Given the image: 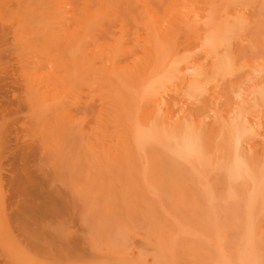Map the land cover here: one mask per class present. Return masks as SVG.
<instances>
[{
	"label": "bare ground",
	"instance_id": "6f19581e",
	"mask_svg": "<svg viewBox=\"0 0 264 264\" xmlns=\"http://www.w3.org/2000/svg\"><path fill=\"white\" fill-rule=\"evenodd\" d=\"M78 1L71 60L98 100L92 139L103 146L102 153L93 147L90 168L79 174L82 184L134 185L168 205L160 208V220L148 214L157 227L151 223L145 231L151 237L146 247L130 256L110 236L102 263L264 264V0ZM10 110L0 102L1 116ZM61 134L62 151L81 147ZM24 151H16L14 161ZM66 153L65 165L72 157ZM75 169L77 176L82 167ZM17 170L6 174L15 193L25 186ZM34 202L20 207L18 201L12 220L2 210V228L21 229L25 248L42 245L60 258L85 254V240L67 233L27 239L26 230L43 224L46 213Z\"/></svg>",
	"mask_w": 264,
	"mask_h": 264
},
{
	"label": "rangeland",
	"instance_id": "374dc122",
	"mask_svg": "<svg viewBox=\"0 0 264 264\" xmlns=\"http://www.w3.org/2000/svg\"><path fill=\"white\" fill-rule=\"evenodd\" d=\"M3 1L0 2V33L3 32L2 34L5 36L2 37V41L0 40V43L3 42L0 44V82L5 81V85L7 84L9 88L6 85L8 93L5 92L6 89L3 94V91H0V102L8 110L11 108L13 110L2 115L5 119L0 115L2 118H0V169L5 168L7 170L4 169L3 174H0L3 175L0 177V182L5 181L0 183V185L4 184V186H0V264H103L101 256L106 253L107 242L111 237H114L115 242L118 240L116 243L118 245L121 243L120 246L126 248L127 252L129 250L128 255L135 256L138 249L146 247L144 244L146 243L144 242L146 241L145 237H147L146 233H149L152 225L155 227L154 218L159 219L162 216L158 215L160 208H167L168 205L165 201L161 205L155 196L150 194L151 197L148 191V195L145 194V191L139 190L134 185H116L114 186L116 188H108L105 186L91 187L85 182L82 184L83 176L81 175L82 178H80L79 174H82L87 167V170L90 168V159L87 158L91 156L92 150L101 147L102 144L99 142V146L97 140L92 139L94 129L98 126L94 118L93 111L95 109L93 106L98 105L95 104V101L98 103V100L94 99L92 95L88 86L89 83L86 82L87 77L84 75L86 79L80 77L74 71L73 67L75 68V66L72 62L74 60H71L73 47L71 50L70 47L74 41V34L72 33L75 31L74 15L79 1L43 0L42 2L40 0V2L38 0L39 3L35 2L36 5L30 4L31 1L34 2L35 0ZM23 10L30 13H25V15ZM36 12H38L36 18L39 20L33 22L32 15ZM74 73L81 79L76 78ZM1 77L4 78L1 79ZM13 79L17 80V85ZM11 81L14 82L15 86L12 84L13 82L8 84ZM10 90L13 92L16 90L15 98L11 96L13 92ZM61 132L65 133L66 139L75 143V146L81 143V147L78 146L77 151L70 148L68 150L72 157L66 156V159H70L67 160L66 165L71 164L72 158L73 164H69L70 166L65 165L64 157L68 151H62L64 145L61 147V144L64 143H60V140L63 142ZM15 141L19 143L15 144ZM90 146L92 147L89 148ZM19 148L25 149L26 155L18 161L17 158L19 157H16V162L14 161L15 156L21 151ZM73 148L76 147L73 146ZM80 148L81 151L84 149L85 152H83L84 150L80 152ZM101 148L103 149V146ZM102 149L97 150L101 152ZM14 151L15 153H13ZM77 152H79L78 156L82 155L80 159L76 156ZM100 152L97 154L100 155ZM75 156L79 161L76 160ZM83 156H85V160H83ZM81 162L88 163L82 165ZM75 165H78L79 168L82 167V170L78 169L77 176H75L77 173ZM9 167L10 172H8ZM72 167L76 170H73L75 173L71 172ZM17 168L21 173L22 170L24 172L21 176L24 175L23 178L25 179L21 177L20 184L25 185L24 188H26L15 193V189H12L13 185L8 182V175L6 174L10 173V176L13 173L10 178L14 177L15 171H18ZM31 191L35 192L34 196H31L32 202L35 201L34 204L37 203L36 205L39 206L43 205L49 209L46 210L42 206L45 212L50 213H43L45 220H42L43 224L38 227H29L26 230L27 239L30 238L34 241L36 240L35 237L41 239L50 233L56 237H65L64 235L67 233V236L73 235L85 240L84 243H82L83 240L80 241L85 254L72 253L67 257L62 256V258H60L61 256H51L48 254L51 252L44 246L42 248V245H38L37 248L31 244L32 246L28 247L29 242L24 240V234H20L23 233L21 229L19 231V229L11 227L12 233L8 234L11 231L6 228V225H4L5 230L4 226L2 228V225L5 224L4 218L13 219L14 214H12L13 210L11 209L17 210L18 201V204H25L31 200L29 199ZM168 201L171 203L170 200ZM170 203L169 206H172ZM3 204L5 205L4 208ZM153 205L155 206L153 207ZM1 211L3 214H7H5L6 217ZM41 216L39 214V217L43 218ZM39 217L37 218L38 221L40 220ZM150 220L153 221L150 222ZM8 230L9 232H7ZM14 231L16 232L14 233ZM16 233L17 235H15ZM13 238L18 240L19 244L28 242L26 248L24 246L26 244H23L24 254L27 255L20 253L22 252L20 248H23L22 244L18 249L16 247L18 244L14 245L16 241L14 243ZM113 239L110 241L113 242ZM121 240H124V243ZM30 248L31 250H28ZM46 250L49 252L45 253Z\"/></svg>",
	"mask_w": 264,
	"mask_h": 264
}]
</instances>
